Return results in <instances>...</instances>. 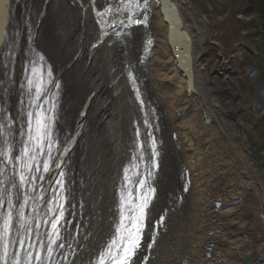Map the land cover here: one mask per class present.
<instances>
[{"label": "bare ground", "instance_id": "1", "mask_svg": "<svg viewBox=\"0 0 264 264\" xmlns=\"http://www.w3.org/2000/svg\"><path fill=\"white\" fill-rule=\"evenodd\" d=\"M6 1L0 0V151L7 153L0 156V192L4 193L0 225L11 198L9 264L18 252L23 264V250L12 243L22 232L16 212L26 195L40 194L20 185V173L27 171L18 159L27 142V113L39 111L37 103L53 117V154L70 180L75 205L66 212L65 227L71 236L47 264H95L111 234L124 170L137 163L138 178L147 176L152 159L148 133L157 140L160 153L155 158L159 167L152 169L155 178L149 181L157 196L154 228L145 229L142 248L134 258L137 264H145L144 257L146 264H264V249L257 245L264 242L262 175L255 171L245 140L218 121L223 110L207 104L202 75L196 72L192 90L185 87L172 63L166 26L155 5L150 4L147 27L135 25L127 30L134 34L125 38L124 31L120 39H103L96 49L100 30L107 27L97 24L100 18L95 13L119 0H95L94 6L92 0H17L4 32ZM174 1L186 29L198 30L192 15H188L190 26L183 16L188 1ZM149 39L152 48L143 57ZM199 56H194L195 61ZM34 64L41 70L45 89L39 101L29 94L27 83L34 79ZM55 81L58 87H50ZM141 151L144 159L134 160ZM176 167L181 175L177 188ZM250 175L256 181H250ZM35 183L51 188L47 181ZM48 195L51 192L46 199ZM33 203L44 208L31 199L23 208L33 235L49 231L41 219H32L39 211ZM185 212L190 214L188 221ZM160 216L162 227L157 224ZM153 231L156 242L148 248ZM164 241L179 243L177 255L167 258L170 251L163 249ZM38 250L41 258L47 256L46 250ZM32 251L35 256L37 249Z\"/></svg>", "mask_w": 264, "mask_h": 264}, {"label": "snow or ice", "instance_id": "2", "mask_svg": "<svg viewBox=\"0 0 264 264\" xmlns=\"http://www.w3.org/2000/svg\"><path fill=\"white\" fill-rule=\"evenodd\" d=\"M95 5V0H92ZM141 9L144 14L141 16ZM148 0H119L118 4H110L103 11H96L95 15L99 17L97 24H108L105 17L111 15L116 23L110 24L116 27V24L122 25L126 29H132L135 25H148ZM125 13L126 19H119L116 14ZM134 33L126 31L124 37ZM117 37L120 33H116ZM149 39L147 44H151ZM43 60L44 57H40ZM34 79L28 80L29 94L39 101L45 94L43 86V77L41 70L35 64L31 69ZM51 77V71H48ZM39 111L33 113L28 112V130L26 146L22 149L21 155L18 157L22 169L19 182L21 186L29 185L31 191H39V195L24 197L23 204L20 205L16 212L18 217L17 223L22 232L18 233V239L12 240L13 244L18 245L23 250V264H47L52 260L56 248H64L67 238L71 233H67L65 225L69 223L66 220V212L69 208H75L72 204L73 191L70 187V180L67 174L53 154V146L56 144V138L52 130L53 117L47 115L43 106L39 103L35 105ZM54 107V106H53ZM3 110H0L2 112ZM51 111V109L49 110ZM2 126V125H0ZM145 126H148L147 120ZM137 137L140 133L137 130ZM151 137V153L150 167L146 178H138L140 176L139 164L131 163L130 167L124 170L123 181L120 184L118 192V203L116 205V215L112 221L111 234L99 252L95 264H137L134 259L138 251L142 248V241L145 236V229H153L152 225L153 212L155 210L154 200L157 196V189L149 181L155 178L152 169H157L159 164L155 158L160 155L157 148V140L151 133L147 134ZM143 149V145H138ZM67 155V151L64 152ZM0 156H7L6 152L0 151ZM133 159L143 160V151L139 152ZM58 170V171H56ZM35 172L33 175L32 173ZM134 177H137L134 179ZM66 180L68 182L66 183ZM36 181H47L51 188L45 187L43 184L37 185ZM13 187L16 185L13 183ZM135 188V193L133 189ZM187 190V189H185ZM51 192V195L45 198V194ZM4 193L0 192V200L3 199ZM29 199L32 201H40L44 204V208L40 209L39 204L33 203L34 209H39L37 216L32 219H41L42 224L49 228L47 232H35L31 222L25 219L23 208L28 204ZM67 205V206H66ZM8 212L3 216V223L0 225V248L3 254L0 255V261L3 264H9V232L13 227L14 208L12 199L7 200ZM74 214V213H70ZM157 224L164 225V217L160 216ZM41 225H37L39 228ZM67 233V235H66ZM156 242L155 232L153 231L152 242L147 245L151 248ZM70 247V245H69ZM33 249H37L36 255L33 256ZM38 249H44L47 256L41 258ZM146 264L147 257L143 258ZM11 264H22L19 252L11 257Z\"/></svg>", "mask_w": 264, "mask_h": 264}, {"label": "rangeland", "instance_id": "3", "mask_svg": "<svg viewBox=\"0 0 264 264\" xmlns=\"http://www.w3.org/2000/svg\"><path fill=\"white\" fill-rule=\"evenodd\" d=\"M187 1L188 6L182 9V13L188 26L191 25L188 15H192L198 27V30L191 28L195 55H200L195 71L203 77L200 84L208 97L207 104L219 106L223 112L216 113L218 121L245 140L251 162L264 183V87L243 85L238 68L247 52L256 54L251 40L254 19L245 13L244 0ZM122 77L129 87L125 72ZM176 168L173 178L177 188L180 187L181 175ZM248 178L256 181L253 175ZM262 209L264 214V203ZM189 215L188 212L185 214V221ZM190 243L186 242L187 245ZM178 244L164 241L163 249L170 251L167 258L179 250ZM257 245L264 249L263 241H258Z\"/></svg>", "mask_w": 264, "mask_h": 264}, {"label": "water", "instance_id": "4", "mask_svg": "<svg viewBox=\"0 0 264 264\" xmlns=\"http://www.w3.org/2000/svg\"><path fill=\"white\" fill-rule=\"evenodd\" d=\"M17 0H7L3 5V20H4V32L8 29L11 23L10 15L13 9V3ZM150 4H154L158 10L161 19L166 26V45L169 50L172 63L177 71L179 77L185 81V87L192 90V87L196 86V71H195V46L191 32L186 27L181 15V11L174 0H148L149 17ZM144 14L141 9V16ZM150 18L148 19L149 22ZM109 27L106 29V34L111 35L117 33L119 27ZM144 26V25H143ZM145 27V26H144ZM148 41V40H147ZM147 53L152 48V43L147 44ZM50 87H58V81L54 82Z\"/></svg>", "mask_w": 264, "mask_h": 264}, {"label": "trees", "instance_id": "5", "mask_svg": "<svg viewBox=\"0 0 264 264\" xmlns=\"http://www.w3.org/2000/svg\"><path fill=\"white\" fill-rule=\"evenodd\" d=\"M245 13L254 21L252 25V42L256 54L246 53L245 59L238 65L243 85L264 87V0H244Z\"/></svg>", "mask_w": 264, "mask_h": 264}, {"label": "flooded vegetation", "instance_id": "6", "mask_svg": "<svg viewBox=\"0 0 264 264\" xmlns=\"http://www.w3.org/2000/svg\"><path fill=\"white\" fill-rule=\"evenodd\" d=\"M16 5V3H13V6Z\"/></svg>", "mask_w": 264, "mask_h": 264}]
</instances>
